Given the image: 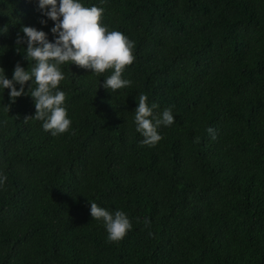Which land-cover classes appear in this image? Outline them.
<instances>
[{
    "label": "trees",
    "instance_id": "trees-1",
    "mask_svg": "<svg viewBox=\"0 0 264 264\" xmlns=\"http://www.w3.org/2000/svg\"><path fill=\"white\" fill-rule=\"evenodd\" d=\"M83 2L134 41L132 84L112 93L63 65L72 124L57 136L31 117L29 94L0 90V264H264V0ZM40 16L36 0H0L8 78L33 66L17 37L49 32ZM141 93L175 114L154 147L133 123ZM91 202L132 229L108 242Z\"/></svg>",
    "mask_w": 264,
    "mask_h": 264
},
{
    "label": "clouds",
    "instance_id": "clouds-1",
    "mask_svg": "<svg viewBox=\"0 0 264 264\" xmlns=\"http://www.w3.org/2000/svg\"><path fill=\"white\" fill-rule=\"evenodd\" d=\"M36 3L41 14L40 24L47 25L49 20L54 22L49 29L53 38L50 40L49 32L43 29L22 26L23 35H18L17 44L26 45L22 52L33 66L29 70L17 62L11 78L0 67V90L9 89L8 97L12 102L21 95L29 94L36 109L31 117L42 122L43 131L57 136L69 131L72 124L65 103V92L58 87L65 79L61 67L74 63L93 74L103 76V87L115 93L132 84L122 73L135 60V45L121 31L110 30L101 23L104 9L96 4L85 6L83 0H36ZM109 69L110 75H102ZM28 81L31 84L26 93L25 84ZM136 99L138 103L133 118L135 131L143 137L140 141L142 145L154 147L162 139L158 129L172 125L175 114L171 107L155 111L159 106L156 103L149 104L148 97L143 93ZM206 131L215 139L213 128L209 127ZM5 180L6 177L0 174V186H3ZM90 215L93 220L102 222L108 242L122 240L133 227L124 211H112L94 202L90 203ZM144 223L147 226L150 221L145 218Z\"/></svg>",
    "mask_w": 264,
    "mask_h": 264
}]
</instances>
